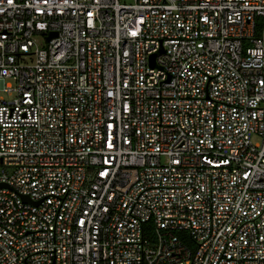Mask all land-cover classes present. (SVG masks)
Wrapping results in <instances>:
<instances>
[{"label":"built area","instance_id":"obj_1","mask_svg":"<svg viewBox=\"0 0 264 264\" xmlns=\"http://www.w3.org/2000/svg\"><path fill=\"white\" fill-rule=\"evenodd\" d=\"M0 264H264V0H0Z\"/></svg>","mask_w":264,"mask_h":264},{"label":"rangeland","instance_id":"obj_2","mask_svg":"<svg viewBox=\"0 0 264 264\" xmlns=\"http://www.w3.org/2000/svg\"><path fill=\"white\" fill-rule=\"evenodd\" d=\"M1 93H2L3 95H5L4 92H1ZM254 140H256V138H255ZM178 234L182 237V239H183L184 241L189 242V237H188L187 232H185V231H181V232H179Z\"/></svg>","mask_w":264,"mask_h":264},{"label":"water","instance_id":"obj_3","mask_svg":"<svg viewBox=\"0 0 264 264\" xmlns=\"http://www.w3.org/2000/svg\"><path fill=\"white\" fill-rule=\"evenodd\" d=\"M55 32H50V34L48 35V37H50L51 35H54ZM153 57V55H151V58Z\"/></svg>","mask_w":264,"mask_h":264}]
</instances>
